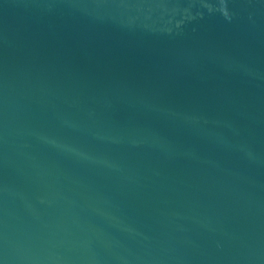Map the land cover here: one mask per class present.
<instances>
[{"label":"water","instance_id":"obj_1","mask_svg":"<svg viewBox=\"0 0 264 264\" xmlns=\"http://www.w3.org/2000/svg\"><path fill=\"white\" fill-rule=\"evenodd\" d=\"M0 264H264V0H0Z\"/></svg>","mask_w":264,"mask_h":264}]
</instances>
